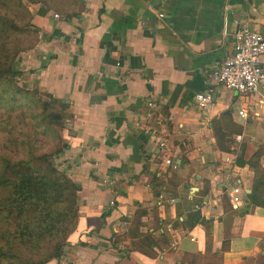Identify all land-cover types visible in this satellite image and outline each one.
<instances>
[{
    "label": "crops",
    "instance_id": "1",
    "mask_svg": "<svg viewBox=\"0 0 264 264\" xmlns=\"http://www.w3.org/2000/svg\"><path fill=\"white\" fill-rule=\"evenodd\" d=\"M29 9L37 41L16 63L67 104L57 163L80 186L76 225L46 264H264V206L246 196L247 160L259 149L264 171V85L240 94L212 79L233 50L235 19L264 34V0H68ZM205 90L207 113L196 103ZM148 98L157 103L151 115ZM219 135L231 146L220 147ZM232 148L235 159L224 161Z\"/></svg>",
    "mask_w": 264,
    "mask_h": 264
},
{
    "label": "trees",
    "instance_id": "2",
    "mask_svg": "<svg viewBox=\"0 0 264 264\" xmlns=\"http://www.w3.org/2000/svg\"><path fill=\"white\" fill-rule=\"evenodd\" d=\"M30 1L58 8L45 0ZM26 8L28 27L37 36V28L31 21L32 13L28 6ZM8 32V23L0 15V111L11 109L15 101L28 96V93H20L24 88L14 77L16 50L8 44ZM46 95L43 112L49 106L59 105V110L52 111L50 116L63 125L70 115L67 104L50 93ZM22 134L23 138L10 135V142L15 151L19 148L24 151L14 154L5 151L6 148L0 149V264H46L60 257L67 237L76 225L80 186L53 161L54 154L67 146L66 141L54 151L37 152L29 133ZM221 135L224 137L225 133ZM219 140L222 148L233 143L230 136L226 138V144L221 142L220 135ZM260 152V149L256 151L254 157ZM240 158L238 155V162H244ZM255 158L247 160L254 166V177L246 196L249 203L264 206V171L259 169ZM199 220L203 219L196 211L195 221ZM132 222L137 225L138 217Z\"/></svg>",
    "mask_w": 264,
    "mask_h": 264
},
{
    "label": "rangeland",
    "instance_id": "3",
    "mask_svg": "<svg viewBox=\"0 0 264 264\" xmlns=\"http://www.w3.org/2000/svg\"><path fill=\"white\" fill-rule=\"evenodd\" d=\"M45 1L57 7L58 4L68 2V0ZM31 3L30 0H0V15L9 26L7 41L9 46L16 50V57L13 62V69L16 70L14 77L16 82L24 88V91L20 93H28L27 97H21V99L15 101L11 109H1L0 111V149L6 148L5 151H11L14 154L24 151V148L15 151L10 142V135H20L23 138L22 133L28 132L30 142L34 143L37 152L54 151L56 148L62 147L61 145L65 141L66 119L62 125L50 116L52 111L59 110V105L49 106L43 112V101L48 96L28 80L16 63L19 56L27 51L28 47L37 39L36 33L27 24L28 13L26 7H29ZM58 154H54L53 161L55 163L58 161ZM57 165L63 169L58 163Z\"/></svg>",
    "mask_w": 264,
    "mask_h": 264
},
{
    "label": "built area",
    "instance_id": "4",
    "mask_svg": "<svg viewBox=\"0 0 264 264\" xmlns=\"http://www.w3.org/2000/svg\"><path fill=\"white\" fill-rule=\"evenodd\" d=\"M58 15V13H54ZM164 13L157 11L158 17H163ZM236 27L233 34V50L225 56L223 61L212 71L214 82L234 89L240 94L255 93L261 85H264V34L254 29L247 20L235 19ZM196 103L203 113L208 112V107L212 103V93L208 90L196 93ZM148 107L147 115L152 114V110L157 107L155 100L148 98L145 100ZM240 119H247L248 110L241 106L237 109ZM235 139L241 140V134H236ZM163 145V140H160ZM235 151L230 149L223 157L224 161H233ZM167 162L173 163L170 158ZM114 181V179H111ZM242 187L239 183L234 184L230 191V201L233 207H238L242 200ZM113 199L109 204H113Z\"/></svg>",
    "mask_w": 264,
    "mask_h": 264
},
{
    "label": "water",
    "instance_id": "5",
    "mask_svg": "<svg viewBox=\"0 0 264 264\" xmlns=\"http://www.w3.org/2000/svg\"><path fill=\"white\" fill-rule=\"evenodd\" d=\"M250 190V189H249Z\"/></svg>",
    "mask_w": 264,
    "mask_h": 264
}]
</instances>
